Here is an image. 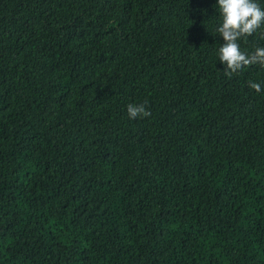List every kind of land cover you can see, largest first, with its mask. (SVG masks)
Here are the masks:
<instances>
[{"label": "trees", "instance_id": "trees-1", "mask_svg": "<svg viewBox=\"0 0 264 264\" xmlns=\"http://www.w3.org/2000/svg\"><path fill=\"white\" fill-rule=\"evenodd\" d=\"M215 2L0 0V264H264V66Z\"/></svg>", "mask_w": 264, "mask_h": 264}, {"label": "clouds", "instance_id": "clouds-1", "mask_svg": "<svg viewBox=\"0 0 264 264\" xmlns=\"http://www.w3.org/2000/svg\"><path fill=\"white\" fill-rule=\"evenodd\" d=\"M215 6L219 14L216 32L223 41L216 50L219 64L231 72L249 64L264 66V47H256L249 54L241 51L238 43L240 38L253 35L264 24V8L256 0H216ZM251 87L260 90L259 84L253 83ZM149 114L143 104L127 105L130 120Z\"/></svg>", "mask_w": 264, "mask_h": 264}]
</instances>
